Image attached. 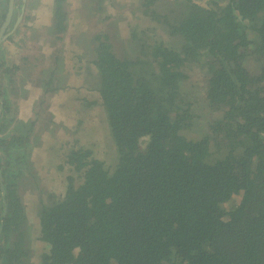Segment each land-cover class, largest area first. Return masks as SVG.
I'll return each instance as SVG.
<instances>
[{"label": "trees", "instance_id": "16d2710c", "mask_svg": "<svg viewBox=\"0 0 264 264\" xmlns=\"http://www.w3.org/2000/svg\"><path fill=\"white\" fill-rule=\"evenodd\" d=\"M184 1L186 12L164 22L182 36L181 51L142 47L159 75L154 84L117 57L106 37L104 44L96 38L118 164L110 172L87 151L71 155L82 183L75 188L70 180L61 202L42 213L41 237L50 245L45 264H264V88L256 94L249 88L264 83V0ZM201 50L218 64L207 105L224 108L226 126L237 133L214 161L206 138L179 151L164 148L173 136L167 91ZM248 60L259 61L255 77L244 67ZM157 83L165 101L155 96ZM142 137L148 141L139 148ZM235 196L238 202L225 209Z\"/></svg>", "mask_w": 264, "mask_h": 264}, {"label": "flooded vegetation", "instance_id": "af4514ba", "mask_svg": "<svg viewBox=\"0 0 264 264\" xmlns=\"http://www.w3.org/2000/svg\"><path fill=\"white\" fill-rule=\"evenodd\" d=\"M137 1L0 0V264H45L44 256L49 254L50 245L41 237L42 213L61 202L70 180L75 188L82 183L81 175H78L75 163L71 161L73 153L87 151L89 159L102 161L110 172L116 168L118 153L108 108L101 93V72L95 64L96 38H101L99 41L103 42L106 37L112 44L111 36L105 31L106 23L122 17V11L127 10L126 7L117 9V6L136 4ZM178 1V12L154 11L155 0H142L140 7L158 27H164L171 34L164 22H173L187 9L184 0ZM72 15L80 17L75 25L71 23ZM97 16L102 28L94 30L92 35L91 21ZM73 27L74 32H71ZM243 29L247 38L254 40L256 35L251 27L243 26ZM133 33L134 30L131 31V38L137 42L139 38ZM67 36L76 39L77 45L82 39H90L92 44L76 54L80 62L78 70L83 78L78 84L81 87L74 88L71 96L65 88L67 78L61 74L59 61L62 52L68 49ZM174 36L181 38L183 46L182 36ZM154 43L161 44L157 40L148 44ZM121 51L115 50L113 53L120 59H127L126 53L122 55ZM127 60L134 64L132 69L136 75L144 73L150 76L153 84L159 80L157 69H153L143 54ZM248 64H255L256 68L250 70ZM187 65L206 68L202 90L196 88L195 93L192 90L187 94L190 102L193 98L201 100L198 97L202 95L209 118L189 114L187 106L176 107L181 106L178 99L182 95L184 80H190L185 73ZM184 66V77L173 91H167L170 105L168 117L173 125V136L164 143V148L168 152L179 151L188 141L206 138L210 160H219L227 153V150L222 151L219 147H229L232 139L229 136L237 133L226 126L224 108L213 110L207 105L208 82L218 68L217 61L210 53L201 50L196 58H187ZM244 67L254 77L260 70V64L250 60L245 62ZM156 85L159 86L158 83ZM31 88L39 91L27 94ZM249 88L256 94L264 88V83H252ZM154 93L165 101V96L160 95L164 94L162 85L154 87ZM104 123L107 130L104 128L101 133H96L94 130L97 126ZM181 131L184 137L179 135ZM188 135L192 137L187 138ZM139 141V148H143L148 137H142ZM174 141L177 146L168 147V143ZM109 145L114 148L113 165L107 164L102 155ZM98 147L101 151H98ZM51 178L61 182L59 191L55 192L53 185H49ZM72 253L76 257L78 249Z\"/></svg>", "mask_w": 264, "mask_h": 264}, {"label": "rangeland", "instance_id": "374dc122", "mask_svg": "<svg viewBox=\"0 0 264 264\" xmlns=\"http://www.w3.org/2000/svg\"><path fill=\"white\" fill-rule=\"evenodd\" d=\"M142 0H138L136 4L133 3H123L119 6H117V9L119 7H126L127 10H123L120 18L116 19H111L109 20L106 25H105V31L107 34L111 36V43L114 47L115 50L121 51L122 55L125 53V57L128 59H133L136 57V55L143 54V49L141 50V47H145L148 45V43L151 41H160L161 44L166 45L168 47H172L175 50H180L182 47L181 44V38L176 37L172 34H168L167 31H165L164 27H158V24L153 21V19H149L147 15H145L142 12V9L140 7ZM136 2V0H135ZM179 1L178 0H155V6H154V11H165L166 13L173 12L176 10L178 12V6ZM127 15V16H126ZM71 23L72 25L77 24V21H80V17L78 16H71ZM155 20V19H154ZM75 21V23H73ZM157 21V20H155ZM101 20L99 19V16L91 23V31L92 35L94 33V30L96 29H101L102 26L100 25ZM84 25L88 24L84 23ZM81 25L80 27H82ZM134 30V35H137L136 39L133 40L131 38V31ZM90 31V30H89ZM71 32H74V27ZM68 35V34H67ZM89 40V41H88ZM65 41L68 44V49L64 50L62 54L59 56V61L60 67H61V74H63L67 78V82L65 85V88L68 89L70 96L72 94V90H75L74 88H79L81 85H78L82 78L83 75L79 73L78 68L80 67V62L78 61L77 58V53L81 50L85 51V49L88 46H92L90 43V39H82L78 45L76 44V39H70L68 36L65 38ZM43 50L45 48L43 47ZM125 52V53H124ZM257 64V62H255ZM259 64V61H258ZM251 66V67H250ZM255 64H248V68L251 70L256 68ZM206 68L204 67H199L196 65H187L185 73L188 75L190 80H184L183 86H182V95L178 99V105H181L182 108L188 107V112L189 114H194L198 115L203 118H209L210 115L208 114V110H206V107L204 105V101H202V95L199 96L198 98L201 100H195L194 98L192 101H189V93L196 92V88L198 91L202 90V88L205 85V76H206ZM189 88H192L191 90ZM33 88L29 89L28 93H36V90H33ZM39 91V90H38ZM187 92H189L187 94ZM204 113H207L204 114ZM198 128V126H196ZM106 128L107 126L104 123L103 126H97V128L94 130L96 133H101L103 129ZM179 135L183 136L182 131L179 132ZM192 137L191 135H188L187 138ZM177 142H169L168 147H176ZM220 150L226 151L228 150V147H219ZM107 151L104 152L103 157L106 158L105 162L107 164H114V148L111 147L110 145L107 146ZM98 151H101V148L98 147ZM49 185H53L55 188V192L60 190L61 187V182L58 180H54L51 178L49 181ZM239 200L238 196L232 197L228 202H226L223 207L225 209H230L232 208Z\"/></svg>", "mask_w": 264, "mask_h": 264}, {"label": "bare ground", "instance_id": "6f19581e", "mask_svg": "<svg viewBox=\"0 0 264 264\" xmlns=\"http://www.w3.org/2000/svg\"><path fill=\"white\" fill-rule=\"evenodd\" d=\"M84 27V26H83ZM49 90V89H48ZM3 102V101H2ZM102 124V123H101Z\"/></svg>", "mask_w": 264, "mask_h": 264}]
</instances>
